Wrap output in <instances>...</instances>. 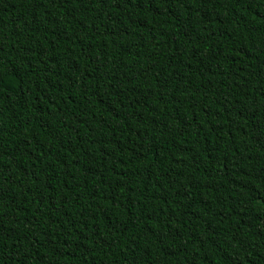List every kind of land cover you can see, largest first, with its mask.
<instances>
[{
  "label": "trees",
  "instance_id": "16d2710c",
  "mask_svg": "<svg viewBox=\"0 0 264 264\" xmlns=\"http://www.w3.org/2000/svg\"><path fill=\"white\" fill-rule=\"evenodd\" d=\"M0 264H264V0H0Z\"/></svg>",
  "mask_w": 264,
  "mask_h": 264
}]
</instances>
